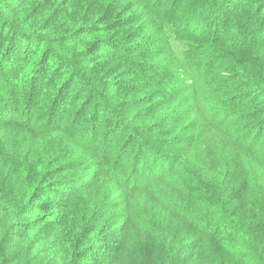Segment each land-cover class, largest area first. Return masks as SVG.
<instances>
[{
  "label": "trees",
  "instance_id": "obj_1",
  "mask_svg": "<svg viewBox=\"0 0 264 264\" xmlns=\"http://www.w3.org/2000/svg\"><path fill=\"white\" fill-rule=\"evenodd\" d=\"M0 264H264V0H0Z\"/></svg>",
  "mask_w": 264,
  "mask_h": 264
},
{
  "label": "rangeland",
  "instance_id": "obj_2",
  "mask_svg": "<svg viewBox=\"0 0 264 264\" xmlns=\"http://www.w3.org/2000/svg\"><path fill=\"white\" fill-rule=\"evenodd\" d=\"M189 52L192 53V51L188 48Z\"/></svg>",
  "mask_w": 264,
  "mask_h": 264
}]
</instances>
